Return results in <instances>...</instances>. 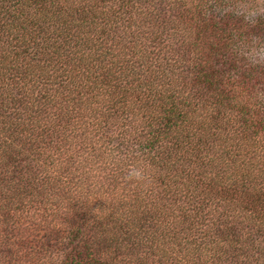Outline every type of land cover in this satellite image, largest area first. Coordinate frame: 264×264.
Masks as SVG:
<instances>
[{
    "label": "trees",
    "instance_id": "trees-1",
    "mask_svg": "<svg viewBox=\"0 0 264 264\" xmlns=\"http://www.w3.org/2000/svg\"><path fill=\"white\" fill-rule=\"evenodd\" d=\"M251 10L0 0V264H264Z\"/></svg>",
    "mask_w": 264,
    "mask_h": 264
},
{
    "label": "rangeland",
    "instance_id": "rangeland-1",
    "mask_svg": "<svg viewBox=\"0 0 264 264\" xmlns=\"http://www.w3.org/2000/svg\"><path fill=\"white\" fill-rule=\"evenodd\" d=\"M257 2V3H255ZM264 8V0H252V10L250 12V15H252V17H254L256 14H258L259 12H261ZM239 11H242L243 13H248V11L246 10H242L241 7L237 8ZM264 46V45H263ZM264 49L260 50V52L257 51V55L259 56H264V52H263ZM26 225V223L23 224V226ZM24 231H27L26 227L24 226ZM40 230V229H39ZM37 233V231H36ZM43 233V231H42ZM41 234V230L39 232V235ZM23 248V247H22ZM33 248H31L29 251L31 252V254L33 256H39L40 254L45 257L46 255H44V251H39V248L38 247H34V249L32 250ZM7 256H5L6 258Z\"/></svg>",
    "mask_w": 264,
    "mask_h": 264
},
{
    "label": "clouds",
    "instance_id": "clouds-1",
    "mask_svg": "<svg viewBox=\"0 0 264 264\" xmlns=\"http://www.w3.org/2000/svg\"><path fill=\"white\" fill-rule=\"evenodd\" d=\"M130 175H132V176H136V177H139L140 173H139V172H136V171H132V172L130 173Z\"/></svg>",
    "mask_w": 264,
    "mask_h": 264
}]
</instances>
